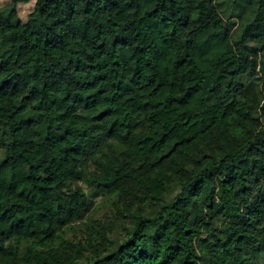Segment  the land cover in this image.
Listing matches in <instances>:
<instances>
[{
    "label": "trees",
    "instance_id": "1",
    "mask_svg": "<svg viewBox=\"0 0 264 264\" xmlns=\"http://www.w3.org/2000/svg\"><path fill=\"white\" fill-rule=\"evenodd\" d=\"M0 154V264H264V0H10Z\"/></svg>",
    "mask_w": 264,
    "mask_h": 264
},
{
    "label": "rangeland",
    "instance_id": "2",
    "mask_svg": "<svg viewBox=\"0 0 264 264\" xmlns=\"http://www.w3.org/2000/svg\"><path fill=\"white\" fill-rule=\"evenodd\" d=\"M10 0H0V8L8 4ZM33 9V3L28 5H18L16 8L17 16L21 21H26L28 15ZM1 156V154H0ZM87 193L89 189L83 187ZM93 224H99L108 233V237L111 241L117 242L122 239V223L113 217V213L110 208V201L106 196L97 195L92 198V209L88 214L84 223L74 226L73 230L67 231L65 239L69 241H79L84 238V233L87 227ZM224 228H220V233L223 234Z\"/></svg>",
    "mask_w": 264,
    "mask_h": 264
}]
</instances>
